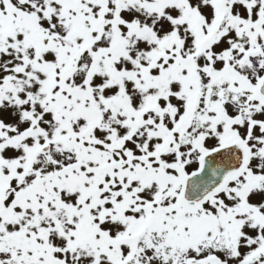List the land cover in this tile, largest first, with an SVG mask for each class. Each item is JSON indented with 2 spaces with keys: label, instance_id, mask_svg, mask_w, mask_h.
Masks as SVG:
<instances>
[{
  "label": "snow or ice",
  "instance_id": "obj_1",
  "mask_svg": "<svg viewBox=\"0 0 264 264\" xmlns=\"http://www.w3.org/2000/svg\"><path fill=\"white\" fill-rule=\"evenodd\" d=\"M0 264H264V0H0Z\"/></svg>",
  "mask_w": 264,
  "mask_h": 264
}]
</instances>
